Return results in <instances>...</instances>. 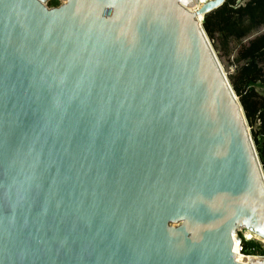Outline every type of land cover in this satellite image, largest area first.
Masks as SVG:
<instances>
[{
	"label": "water",
	"instance_id": "water-1",
	"mask_svg": "<svg viewBox=\"0 0 264 264\" xmlns=\"http://www.w3.org/2000/svg\"><path fill=\"white\" fill-rule=\"evenodd\" d=\"M50 1L0 0V264H264L226 0Z\"/></svg>",
	"mask_w": 264,
	"mask_h": 264
},
{
	"label": "trees",
	"instance_id": "trees-1",
	"mask_svg": "<svg viewBox=\"0 0 264 264\" xmlns=\"http://www.w3.org/2000/svg\"><path fill=\"white\" fill-rule=\"evenodd\" d=\"M51 7L59 2L50 1ZM203 29L214 49L233 53L229 83L243 109L264 173V0H226L207 13ZM242 254L264 256L255 240L242 241Z\"/></svg>",
	"mask_w": 264,
	"mask_h": 264
},
{
	"label": "rangeland",
	"instance_id": "rangeland-1",
	"mask_svg": "<svg viewBox=\"0 0 264 264\" xmlns=\"http://www.w3.org/2000/svg\"><path fill=\"white\" fill-rule=\"evenodd\" d=\"M208 1L209 0H205V2H208ZM47 6L51 7L49 3H47ZM210 44H211V42H210ZM211 46L213 48V51H214V53L218 59V62L220 64L224 74L228 77V75L233 72V57H234L232 54L233 52L230 51V53L228 54L222 48H220V49L217 48L218 44L216 46V50L214 49L212 44H211ZM248 128H249V126H248ZM249 132H250V129H249ZM242 233H244V231ZM240 236H242V234ZM258 243H260L263 246L262 242H258Z\"/></svg>",
	"mask_w": 264,
	"mask_h": 264
},
{
	"label": "built area",
	"instance_id": "built-area-1",
	"mask_svg": "<svg viewBox=\"0 0 264 264\" xmlns=\"http://www.w3.org/2000/svg\"><path fill=\"white\" fill-rule=\"evenodd\" d=\"M243 231H239L237 234H236V237H237V239L239 240V251L237 252V255L239 254V255H242V256H245V255H243L242 254V241H249V240H255V241H258V242H262L263 243V246L262 247H264V242L263 241H259L258 239H255V238H251V239H247L246 237H245V232L244 233H242ZM242 234V236H240ZM245 257H247V256H245ZM255 257H264V256H255Z\"/></svg>",
	"mask_w": 264,
	"mask_h": 264
},
{
	"label": "bare ground",
	"instance_id": "bare-ground-1",
	"mask_svg": "<svg viewBox=\"0 0 264 264\" xmlns=\"http://www.w3.org/2000/svg\"><path fill=\"white\" fill-rule=\"evenodd\" d=\"M205 3H207V2H205V0H201L200 2H199V5H198V7H201L203 4H205ZM198 19H199V21H201V16H199L198 17ZM244 231V230H243ZM238 256H240L239 254H238ZM242 256V255H241ZM245 257V256H244Z\"/></svg>",
	"mask_w": 264,
	"mask_h": 264
}]
</instances>
